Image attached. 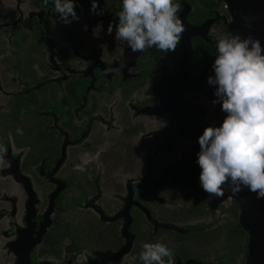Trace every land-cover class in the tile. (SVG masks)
Returning a JSON list of instances; mask_svg holds the SVG:
<instances>
[{
	"label": "flooded vegetation",
	"instance_id": "af4514ba",
	"mask_svg": "<svg viewBox=\"0 0 264 264\" xmlns=\"http://www.w3.org/2000/svg\"><path fill=\"white\" fill-rule=\"evenodd\" d=\"M74 2L66 25L50 0H0V264H142L145 243L175 264H248L238 205L200 187L198 140L221 112L177 77L180 44L133 53L107 33L122 0H98V15ZM174 3L194 29L190 65L208 58L215 76L229 10Z\"/></svg>",
	"mask_w": 264,
	"mask_h": 264
},
{
	"label": "clouds",
	"instance_id": "9594fccd",
	"mask_svg": "<svg viewBox=\"0 0 264 264\" xmlns=\"http://www.w3.org/2000/svg\"><path fill=\"white\" fill-rule=\"evenodd\" d=\"M50 2L60 23L79 21L74 0ZM98 8V0H92L90 12L98 15ZM179 9L174 0H122L119 23H110L107 33L115 28L116 40L126 42L133 53L153 48L175 52L186 31ZM216 48L215 76H209L208 84L218 86L212 103L222 102L227 116L220 127H207L199 137L200 187L211 198L223 197L227 186L233 195L248 189L264 199V46L251 35H233L219 39ZM16 132L23 135L22 129ZM7 152L0 144V164L8 162ZM139 260L175 264L174 252L162 243L143 244Z\"/></svg>",
	"mask_w": 264,
	"mask_h": 264
},
{
	"label": "water",
	"instance_id": "95a60500",
	"mask_svg": "<svg viewBox=\"0 0 264 264\" xmlns=\"http://www.w3.org/2000/svg\"><path fill=\"white\" fill-rule=\"evenodd\" d=\"M223 2L231 15L229 31L231 35H240L242 38H247L249 35L260 40L264 46V0H217ZM189 28L182 34L183 41L177 51V56L180 58V73L184 76V82L188 86L204 92L212 101L217 97L214 95L218 86L208 84V68L206 66L208 58L202 60L200 66L192 67L188 57L193 52L191 38L192 31ZM214 77V76H213ZM182 82H178L173 90L177 92L182 87ZM176 93L172 96L174 101ZM220 109L221 125L227 116V113L222 111V102L215 104ZM230 183V181H229ZM233 201L239 207V221L241 227L249 235L248 245V264H264V199H257L256 194L244 189L237 195H233L225 186V195L223 197H210L211 202L216 201Z\"/></svg>",
	"mask_w": 264,
	"mask_h": 264
},
{
	"label": "rangeland",
	"instance_id": "374dc122",
	"mask_svg": "<svg viewBox=\"0 0 264 264\" xmlns=\"http://www.w3.org/2000/svg\"><path fill=\"white\" fill-rule=\"evenodd\" d=\"M211 107H213V104H212V106H211ZM230 203H231V201H228V202H227V206H228Z\"/></svg>",
	"mask_w": 264,
	"mask_h": 264
}]
</instances>
